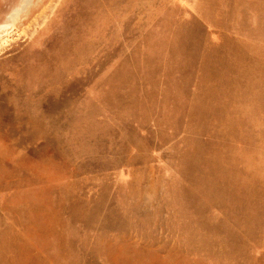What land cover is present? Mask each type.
Returning <instances> with one entry per match:
<instances>
[{
    "label": "rangeland",
    "instance_id": "374dc122",
    "mask_svg": "<svg viewBox=\"0 0 264 264\" xmlns=\"http://www.w3.org/2000/svg\"><path fill=\"white\" fill-rule=\"evenodd\" d=\"M0 264H264V0H0Z\"/></svg>",
    "mask_w": 264,
    "mask_h": 264
}]
</instances>
